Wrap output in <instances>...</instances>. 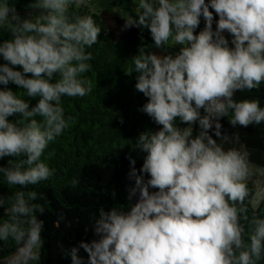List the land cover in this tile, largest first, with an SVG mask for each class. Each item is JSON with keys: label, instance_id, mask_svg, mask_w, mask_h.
<instances>
[{"label": "clouds", "instance_id": "1", "mask_svg": "<svg viewBox=\"0 0 264 264\" xmlns=\"http://www.w3.org/2000/svg\"><path fill=\"white\" fill-rule=\"evenodd\" d=\"M84 6L29 0L21 16L0 0V31L9 35L0 39V160L11 158L0 174L20 189L0 194V246L15 245L0 264L41 260L43 196L28 189L54 174L42 158L72 120L62 98L93 90L83 74L102 30L76 10ZM136 8L121 30L150 33L152 47H138L132 73L146 98L139 111L157 129L135 138L139 169L127 157L128 203L100 208L97 238L65 255L71 264H84L81 248L87 264H264V165L221 123L264 125L258 97L236 98L264 83V0H138Z\"/></svg>", "mask_w": 264, "mask_h": 264}, {"label": "trees", "instance_id": "2", "mask_svg": "<svg viewBox=\"0 0 264 264\" xmlns=\"http://www.w3.org/2000/svg\"><path fill=\"white\" fill-rule=\"evenodd\" d=\"M9 2L20 11L27 9L29 0ZM90 4L76 10L91 14L102 30L98 42L87 49L93 59L88 62L89 72L83 74L91 81L93 90L83 98H62L65 115L72 120L42 158L54 174L49 181L28 189L42 194L43 199L38 202L45 207L44 213L38 215L44 222L45 243L37 264H71L65 252L78 247L82 241L91 242L97 238L92 226L100 208L108 211L128 203L127 190L133 182L127 178L130 170L127 157L131 155L136 159L137 169L143 163V154L132 150L135 138L142 131L157 129L153 121L139 111L146 98L135 91V73H132V57L138 47H152L150 33L136 28L122 31L124 20L119 14L107 9L95 10ZM7 38L8 33L0 31V39ZM9 87L16 90L15 85ZM17 94L27 99L23 89H18ZM242 97H258L264 106V85H260L259 90L237 93V99ZM221 123L224 133L233 135V139L238 136L252 152L251 159L264 165V125L234 128L227 118ZM9 159L0 160V165L7 166ZM74 178L79 181L76 186L71 183ZM18 190L0 174V194L10 197ZM5 219L7 216L0 208V221ZM0 249V260H3L12 254L15 245L9 242ZM79 255L87 264V253L82 248Z\"/></svg>", "mask_w": 264, "mask_h": 264}, {"label": "rangeland", "instance_id": "3", "mask_svg": "<svg viewBox=\"0 0 264 264\" xmlns=\"http://www.w3.org/2000/svg\"><path fill=\"white\" fill-rule=\"evenodd\" d=\"M94 2H98V0H93V3L90 4L92 7H95ZM109 2L120 8V11L118 12L120 16L124 17L126 13L130 15H135L137 12V0H110ZM27 11L28 9H23L18 12L21 14V16H24Z\"/></svg>", "mask_w": 264, "mask_h": 264}, {"label": "crops", "instance_id": "4", "mask_svg": "<svg viewBox=\"0 0 264 264\" xmlns=\"http://www.w3.org/2000/svg\"><path fill=\"white\" fill-rule=\"evenodd\" d=\"M110 0H98V2H94L95 3V7H93L95 10H103V9H107V10H111L114 11L118 14V12L120 11V8L115 6L114 4H112L111 2H109ZM93 3V0H92ZM138 3V0H137ZM123 18V16H121ZM264 85V84H261Z\"/></svg>", "mask_w": 264, "mask_h": 264}, {"label": "built area", "instance_id": "5", "mask_svg": "<svg viewBox=\"0 0 264 264\" xmlns=\"http://www.w3.org/2000/svg\"><path fill=\"white\" fill-rule=\"evenodd\" d=\"M86 3L87 4L92 3V0H86Z\"/></svg>", "mask_w": 264, "mask_h": 264}]
</instances>
